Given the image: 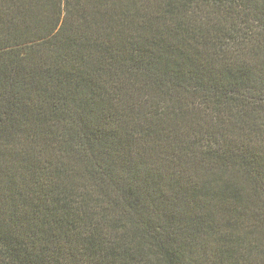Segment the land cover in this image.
<instances>
[{"label": "trees", "instance_id": "1", "mask_svg": "<svg viewBox=\"0 0 264 264\" xmlns=\"http://www.w3.org/2000/svg\"><path fill=\"white\" fill-rule=\"evenodd\" d=\"M0 264H264V0H0Z\"/></svg>", "mask_w": 264, "mask_h": 264}]
</instances>
